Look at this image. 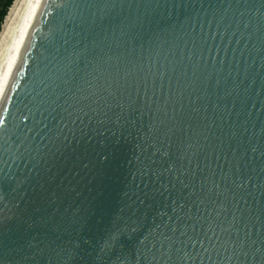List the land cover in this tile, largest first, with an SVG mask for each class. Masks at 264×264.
Returning a JSON list of instances; mask_svg holds the SVG:
<instances>
[{
    "label": "water",
    "instance_id": "95a60500",
    "mask_svg": "<svg viewBox=\"0 0 264 264\" xmlns=\"http://www.w3.org/2000/svg\"><path fill=\"white\" fill-rule=\"evenodd\" d=\"M0 264H264V0H30Z\"/></svg>",
    "mask_w": 264,
    "mask_h": 264
},
{
    "label": "bare ground",
    "instance_id": "6f19581e",
    "mask_svg": "<svg viewBox=\"0 0 264 264\" xmlns=\"http://www.w3.org/2000/svg\"><path fill=\"white\" fill-rule=\"evenodd\" d=\"M30 0H15L9 15L6 19V23L3 31L0 33V57L11 38L14 30L16 29L24 11L26 10Z\"/></svg>",
    "mask_w": 264,
    "mask_h": 264
},
{
    "label": "trees",
    "instance_id": "16d2710c",
    "mask_svg": "<svg viewBox=\"0 0 264 264\" xmlns=\"http://www.w3.org/2000/svg\"><path fill=\"white\" fill-rule=\"evenodd\" d=\"M15 0H0V31Z\"/></svg>",
    "mask_w": 264,
    "mask_h": 264
},
{
    "label": "rangeland",
    "instance_id": "374dc122",
    "mask_svg": "<svg viewBox=\"0 0 264 264\" xmlns=\"http://www.w3.org/2000/svg\"><path fill=\"white\" fill-rule=\"evenodd\" d=\"M12 8V7H11ZM11 10V9H10ZM10 12V11H9ZM8 15H9V13H8ZM8 15H7V17H8ZM7 17H6V19H7ZM6 19H5V22H4V24H3V28H2V30L0 31V33L3 31V29H4V26H5V23H6Z\"/></svg>",
    "mask_w": 264,
    "mask_h": 264
}]
</instances>
